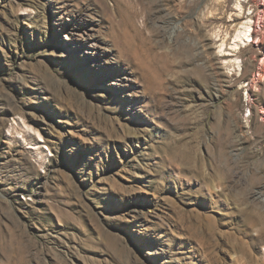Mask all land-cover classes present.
Here are the masks:
<instances>
[{"label":"rangeland","instance_id":"1","mask_svg":"<svg viewBox=\"0 0 264 264\" xmlns=\"http://www.w3.org/2000/svg\"><path fill=\"white\" fill-rule=\"evenodd\" d=\"M122 1L0 0V264H264V0Z\"/></svg>","mask_w":264,"mask_h":264},{"label":"bare ground","instance_id":"2","mask_svg":"<svg viewBox=\"0 0 264 264\" xmlns=\"http://www.w3.org/2000/svg\"><path fill=\"white\" fill-rule=\"evenodd\" d=\"M122 3V0H115V7L119 9ZM244 17L245 16H243V18ZM255 24L256 22L255 20H253V18H247L246 20L242 21L241 25L236 29L234 34L231 35V37L234 38L233 42L231 43V46L234 50L241 48L242 45H249L251 41L255 40ZM238 41H240L241 43H239ZM236 62H238V60Z\"/></svg>","mask_w":264,"mask_h":264}]
</instances>
